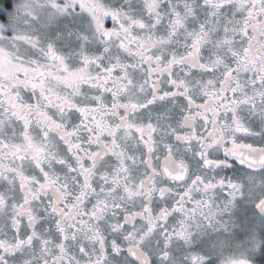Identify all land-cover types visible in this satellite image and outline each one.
Segmentation results:
<instances>
[{"label":"snow or ice","instance_id":"obj_1","mask_svg":"<svg viewBox=\"0 0 264 264\" xmlns=\"http://www.w3.org/2000/svg\"><path fill=\"white\" fill-rule=\"evenodd\" d=\"M0 264H264V0H0Z\"/></svg>","mask_w":264,"mask_h":264}]
</instances>
